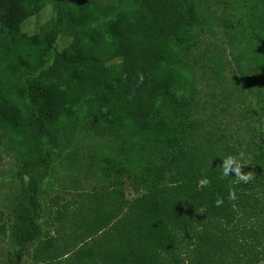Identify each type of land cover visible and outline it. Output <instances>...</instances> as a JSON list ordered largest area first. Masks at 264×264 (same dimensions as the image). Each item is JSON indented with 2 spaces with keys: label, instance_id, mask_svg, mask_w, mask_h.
<instances>
[{
  "label": "trees",
  "instance_id": "trees-1",
  "mask_svg": "<svg viewBox=\"0 0 264 264\" xmlns=\"http://www.w3.org/2000/svg\"><path fill=\"white\" fill-rule=\"evenodd\" d=\"M259 1L263 18L241 29L224 0H54L52 19L29 35L23 25L46 0H0V149L15 153L18 176L29 179L11 216L0 211V238L8 234L18 250L8 264L27 253L31 264H264V143L253 179H221L227 155L240 165L248 155L205 117L193 64L223 9L220 21L245 48L236 61L257 68L264 98ZM53 35L72 43L59 67L50 64ZM225 68L220 55L203 66L217 79ZM247 113L264 137V101ZM81 119L125 135L122 151L95 170L121 189L73 199L65 191L50 202L48 224L43 186ZM203 176L208 187L199 186ZM44 224L58 234L45 238Z\"/></svg>",
  "mask_w": 264,
  "mask_h": 264
},
{
  "label": "rangeland",
  "instance_id": "rangeland-1",
  "mask_svg": "<svg viewBox=\"0 0 264 264\" xmlns=\"http://www.w3.org/2000/svg\"><path fill=\"white\" fill-rule=\"evenodd\" d=\"M224 1L227 3V9L225 8L227 14L232 15L231 21L235 26L241 22V29L254 23L250 22L253 20L251 16L263 18L262 3L259 0ZM53 3L54 0H46V7L42 12L24 23L23 30L27 34L38 33L40 28L52 19ZM217 12L212 31L214 34L208 32L202 37L201 44L193 56L195 80L200 92L199 98L205 108V117H208L214 125L223 128L222 130L229 136V140H233L232 143L239 148L243 157L248 155L246 162L241 164V170L251 175L253 179L261 169V166L255 163V157L260 154L259 144L264 143V137L255 132L257 125L255 119L247 113V110L256 108L264 101V98L259 96L257 92L259 87L254 82L258 70L249 62L241 61L239 62L241 69L239 68L236 60L245 48L240 45V38H233V31L228 30L227 26L220 21L223 9H218ZM48 44L58 50L57 53L51 54L50 64L55 67L61 66L62 60L59 53L72 45L71 41L53 35L49 37ZM214 55H220L226 65L225 72L221 73V78L218 79L203 69L207 59H211ZM201 113L204 115V111ZM92 122L93 119H81L67 129L68 136L74 140L66 145H69V148L62 147L63 157L57 160L43 186L42 200L47 205L45 219L48 224L53 223L56 210L50 202L57 197L60 201L65 191L68 193L63 197L73 199V196L80 193L99 194L121 189L115 182L103 181L102 174L95 170L98 165L101 167L106 163L107 155L115 156V153L122 151L121 146L127 142L125 135L122 134L119 137L117 128L113 125L95 128ZM229 134L233 135V139ZM2 146L3 144L0 148ZM22 180L28 182L29 179H21L18 176L15 153L6 154L0 149V211L4 212L7 218L11 216V207ZM44 228L45 238L53 232L57 235L59 231L58 226L52 228L51 225L44 224ZM33 249L32 246L29 247V253ZM17 251V247L10 241L8 234L0 238V264L14 261ZM22 264H31L28 253Z\"/></svg>",
  "mask_w": 264,
  "mask_h": 264
},
{
  "label": "clouds",
  "instance_id": "clouds-1",
  "mask_svg": "<svg viewBox=\"0 0 264 264\" xmlns=\"http://www.w3.org/2000/svg\"><path fill=\"white\" fill-rule=\"evenodd\" d=\"M230 174H234L239 181L248 182L252 179V176L249 174H244L241 172V165L239 163V157L233 155H227L222 161V176L221 179L228 177ZM211 181L207 176H203L199 181L200 187H208ZM230 199H236V195L234 192L230 191L229 193ZM223 201L221 199H217L216 204L219 206Z\"/></svg>",
  "mask_w": 264,
  "mask_h": 264
}]
</instances>
